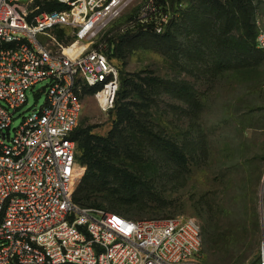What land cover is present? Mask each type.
Returning <instances> with one entry per match:
<instances>
[{
    "label": "rangeland",
    "instance_id": "rangeland-1",
    "mask_svg": "<svg viewBox=\"0 0 264 264\" xmlns=\"http://www.w3.org/2000/svg\"><path fill=\"white\" fill-rule=\"evenodd\" d=\"M244 1L249 19L231 0H220L221 11L180 0L168 38L131 27L133 5L98 41L106 53L108 40L128 37L108 60L118 74L149 80L125 101L150 134L128 130L132 147L113 159L120 171L77 202L135 220L193 217L201 264H259L264 247V51L245 34L264 29V0ZM45 91L46 81L27 90L12 127L45 103ZM80 100L78 126L111 134L115 111H102L90 92ZM84 174L77 162L75 200Z\"/></svg>",
    "mask_w": 264,
    "mask_h": 264
},
{
    "label": "built area",
    "instance_id": "built-area-1",
    "mask_svg": "<svg viewBox=\"0 0 264 264\" xmlns=\"http://www.w3.org/2000/svg\"><path fill=\"white\" fill-rule=\"evenodd\" d=\"M169 1L0 0V264H201L193 217L135 220L73 201L81 88L107 112L119 86L98 41L133 5L131 27L163 34L177 17ZM255 44L264 51L260 26ZM43 81L45 103L12 127Z\"/></svg>",
    "mask_w": 264,
    "mask_h": 264
},
{
    "label": "trees",
    "instance_id": "trees-1",
    "mask_svg": "<svg viewBox=\"0 0 264 264\" xmlns=\"http://www.w3.org/2000/svg\"><path fill=\"white\" fill-rule=\"evenodd\" d=\"M180 0H170L171 7L174 6V3H179ZM208 2L211 9L215 11H221L223 9L220 0H204ZM232 10L234 9L241 10L244 13L246 19H249V13L247 9V3L244 0H231ZM58 8L57 6H50L49 9ZM177 11V10H176ZM223 11V10H222ZM227 13V12H225ZM229 14V13H228ZM132 18V13L129 16V20ZM174 21L169 24L168 28L163 34L164 38L169 37V31ZM246 23L247 20H246ZM135 30L144 31L147 33H153L150 30H145L141 27H135ZM247 37L253 38L255 33L248 29L245 33ZM127 36L121 35L120 37L115 39L108 40V51L106 52L107 57L116 56V52L119 48V42L127 39ZM112 50V52L110 51ZM119 86L116 93L115 101L113 108L109 111H115V115L117 118V124L115 129L111 134L106 137L99 136L91 132V127H82L77 126V128L72 133V138L76 143V152L75 157L76 161L85 167V174L81 180V184L83 188L79 190L78 197L73 201L81 206H89L86 204H82L77 202L81 199H88L94 193V190L97 189V185L101 183L103 178L107 175L117 173L120 171L115 167L113 163L114 157L118 156V154L123 151H129V148L132 147L130 141V134L128 130L131 132H146L150 134V131L142 124L138 118L139 110L136 109L137 104L135 102H126L127 97L133 93L137 95L144 94L147 90L146 87L150 85V82L146 78H140L137 75H129L124 73H119ZM135 79H138L137 81ZM90 92L93 93V88L82 87L79 98L81 97V93ZM119 124H124V126L118 127ZM94 205V204H92ZM89 207H97V206H89ZM120 214L117 211H112ZM122 215V214H121ZM124 216V215H123ZM126 217V216H125Z\"/></svg>",
    "mask_w": 264,
    "mask_h": 264
},
{
    "label": "bare ground",
    "instance_id": "bare-ground-1",
    "mask_svg": "<svg viewBox=\"0 0 264 264\" xmlns=\"http://www.w3.org/2000/svg\"><path fill=\"white\" fill-rule=\"evenodd\" d=\"M67 51V50H66ZM69 53L73 52V51H68Z\"/></svg>",
    "mask_w": 264,
    "mask_h": 264
}]
</instances>
